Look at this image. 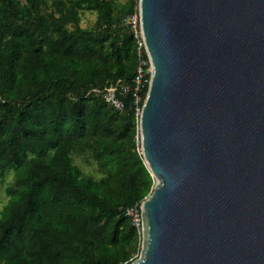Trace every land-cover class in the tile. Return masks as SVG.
Returning <instances> with one entry per match:
<instances>
[{
  "label": "trees",
  "instance_id": "trees-1",
  "mask_svg": "<svg viewBox=\"0 0 264 264\" xmlns=\"http://www.w3.org/2000/svg\"><path fill=\"white\" fill-rule=\"evenodd\" d=\"M0 0V264H132L142 234L126 215L153 191L135 92L123 112L93 90L133 86L139 0ZM98 14L84 28L82 13ZM119 11V13H118ZM149 85L140 93L142 110ZM91 156L95 179L74 162Z\"/></svg>",
  "mask_w": 264,
  "mask_h": 264
},
{
  "label": "water",
  "instance_id": "water-1",
  "mask_svg": "<svg viewBox=\"0 0 264 264\" xmlns=\"http://www.w3.org/2000/svg\"><path fill=\"white\" fill-rule=\"evenodd\" d=\"M155 178L132 264H264V0H139Z\"/></svg>",
  "mask_w": 264,
  "mask_h": 264
},
{
  "label": "built area",
  "instance_id": "built-area-1",
  "mask_svg": "<svg viewBox=\"0 0 264 264\" xmlns=\"http://www.w3.org/2000/svg\"><path fill=\"white\" fill-rule=\"evenodd\" d=\"M126 22L138 40V67L134 82L132 84L133 86L119 82L116 86H112L104 90L94 89L93 92L96 95L101 96L110 107L117 111L123 112L125 109V103L120 95L125 96L129 92L134 91L135 105L138 107V113L141 115L142 110H140L139 105L141 104L142 99L140 93L146 87V85L150 84L152 64L148 56L145 40L142 34L139 12L127 18ZM141 208L142 204L133 208H129L126 212V215L133 219L134 225L140 230L142 234Z\"/></svg>",
  "mask_w": 264,
  "mask_h": 264
},
{
  "label": "rangeland",
  "instance_id": "rangeland-1",
  "mask_svg": "<svg viewBox=\"0 0 264 264\" xmlns=\"http://www.w3.org/2000/svg\"><path fill=\"white\" fill-rule=\"evenodd\" d=\"M25 1V0H24ZM117 5L124 3V0H116L115 2ZM137 13L139 12V3L137 6ZM119 13V11H118ZM136 14V13H135ZM98 19V14L95 12L86 11L82 13V21L81 25L84 28H91L95 25ZM74 162L81 168V170L88 175L93 176L95 179H100L105 176V171L101 167V165L91 156H81L78 154H73ZM14 182V173L9 172L7 174V178L5 183L0 182V212L5 206L8 197L6 194V188L9 183ZM139 254H136L134 257H138Z\"/></svg>",
  "mask_w": 264,
  "mask_h": 264
}]
</instances>
